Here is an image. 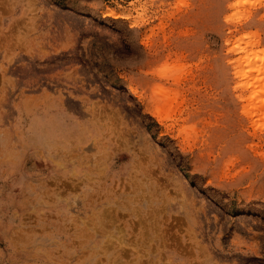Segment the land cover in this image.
<instances>
[{"label":"rangeland","instance_id":"obj_1","mask_svg":"<svg viewBox=\"0 0 264 264\" xmlns=\"http://www.w3.org/2000/svg\"><path fill=\"white\" fill-rule=\"evenodd\" d=\"M250 77L264 0H0V264H264Z\"/></svg>","mask_w":264,"mask_h":264},{"label":"bare ground","instance_id":"obj_2","mask_svg":"<svg viewBox=\"0 0 264 264\" xmlns=\"http://www.w3.org/2000/svg\"><path fill=\"white\" fill-rule=\"evenodd\" d=\"M239 52L240 53L243 52V49L242 50H239ZM242 58L245 59V60H247L248 59V55L247 54H244ZM240 77L243 78V79L244 78H247V77H245V74L244 73ZM242 85H244V84L242 83ZM245 85H248V87L251 88V89H257V92H258V90H260L261 88L264 87V85L262 86L260 83H258V80H255L252 77L249 78V80L245 83ZM130 91H132V90H130ZM133 93L135 94L134 91H133Z\"/></svg>","mask_w":264,"mask_h":264}]
</instances>
